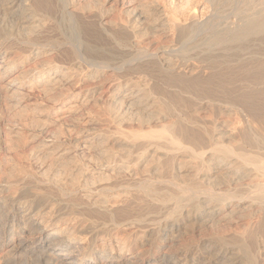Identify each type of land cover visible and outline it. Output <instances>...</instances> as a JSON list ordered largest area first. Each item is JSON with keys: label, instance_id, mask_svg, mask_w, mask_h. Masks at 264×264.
<instances>
[{"label": "bare ground", "instance_id": "6f19581e", "mask_svg": "<svg viewBox=\"0 0 264 264\" xmlns=\"http://www.w3.org/2000/svg\"><path fill=\"white\" fill-rule=\"evenodd\" d=\"M56 4L0 0V264H264V0Z\"/></svg>", "mask_w": 264, "mask_h": 264}, {"label": "rangeland", "instance_id": "374dc122", "mask_svg": "<svg viewBox=\"0 0 264 264\" xmlns=\"http://www.w3.org/2000/svg\"><path fill=\"white\" fill-rule=\"evenodd\" d=\"M56 1V13L57 14H55V17H54V21L56 22H54L55 23V26H56V28H58V30L56 29V28H54L53 26H52V28L55 30H57V32H62L63 34H64V31H65V33H66V35L68 34L67 32H70L69 30H71V28H70V26L69 25H67V20H65L66 18H64L65 16H64V14H62L61 12H62V10H63V5H64V2H65V0H55ZM58 1V2H57ZM59 3V4H58ZM19 3H17V5H18ZM109 4V3H108ZM16 5V6H17ZM114 5V4H113ZM16 6H14V8L16 7ZM59 6V7H58ZM58 8H60V9H58ZM114 9V8H113ZM57 17V18H56ZM61 17H62V19H61ZM55 18H56V20H55ZM64 19V20H63ZM2 20H3V18H0V25H2V23L4 22H2ZM6 21V20H5ZM65 23H64V22ZM6 23V22H5ZM5 23H3V27H5ZM58 23V24H57ZM54 25V24H53ZM65 25H67V26H65ZM58 26V27H57ZM64 26V27H63ZM2 27L0 26V29H1ZM55 30V31H56ZM70 34V33H69ZM68 34V35H69ZM68 37V36H67ZM71 40H72V38H71ZM73 46H77V45H73ZM71 47H72V45H71ZM83 47V46H82ZM84 50H86L89 54H91V55H97L96 53H99V51H93V50H91V49H85L84 48ZM88 50H90V51H88ZM47 52H49L48 50H47ZM101 53H102V51H100ZM75 57V56H74ZM70 61H66V62H68V63H64L63 65L64 66H67V67H69V69H70V71H75L76 70V72H74V73H78V72H82V71H84L85 69H87V68H89L90 67V65H89V62L87 61V62H85L84 64H82V66L79 64V61L81 60V59H78V58H73V59H69ZM79 60V61H78ZM82 61V60H81ZM67 64V65H66ZM80 66H81V68H80ZM74 69V70H73ZM80 70V71H79ZM112 81H110L109 83H106L105 84V87L104 88H100V89H98L97 91L99 92V91H101V90H104L105 89V92H104V94H108V86L110 85V83H111ZM107 88V89H106ZM93 98H95V97H93ZM105 98V97H104ZM100 102H101V100H99ZM5 113V115H6V112H3L1 115H3ZM5 115H3V116H5ZM66 117V118H65ZM54 118V119H53ZM62 118V119H61ZM70 117H68V116H64V118L63 117H59V116H57V118L56 117H51L50 119H49V121L48 122H46V124L47 125H49V126H51V125H53V126H51V127H58V128H64V129H67V127H68V129H70L72 126H71V124H73L72 122H74V120H72V119H69ZM53 120H55V121H53ZM58 122V123H57ZM17 122H15V124H16ZM10 124H14V121H12V122H10ZM51 124V125H50ZM61 125V126H60ZM70 127H69V126ZM3 126V125H2ZM1 127V126H0ZM6 127L7 128H9L8 126H3V128H5L6 129ZM17 127V126H16ZM55 127V128H56ZM45 248V246H43L42 247V249H44ZM72 254H76V251H73V253ZM86 257L88 256L87 255V253H85L84 254ZM75 256V255H74Z\"/></svg>", "mask_w": 264, "mask_h": 264}]
</instances>
